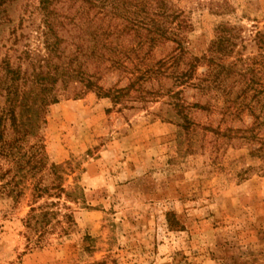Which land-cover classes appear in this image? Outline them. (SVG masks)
I'll return each instance as SVG.
<instances>
[{"label":"rangeland","instance_id":"1","mask_svg":"<svg viewBox=\"0 0 264 264\" xmlns=\"http://www.w3.org/2000/svg\"><path fill=\"white\" fill-rule=\"evenodd\" d=\"M131 1L116 5L128 24L121 17L93 24L120 30L111 37L113 58L124 64L138 45ZM163 1L165 37L136 52L148 65L177 58L178 66L146 84L162 88L161 96L141 101L131 90L113 103L104 93L127 86L130 74L94 59L83 68L101 89L75 96L80 84H56L39 136L47 167L62 166L63 186L76 189L73 224L35 245L24 226L28 182L17 197L0 195V264H264V44L255 40L264 35V0ZM37 3L0 8V38L14 29L20 49L41 48ZM79 3L54 9L72 16L84 8ZM60 26L66 53L93 44L79 34L89 26L84 17L66 21L67 32ZM227 35L229 47L215 52L213 42ZM185 62L196 64L188 82L204 90L176 80ZM211 70L212 82H202ZM255 117L263 125L255 127Z\"/></svg>","mask_w":264,"mask_h":264},{"label":"trees","instance_id":"2","mask_svg":"<svg viewBox=\"0 0 264 264\" xmlns=\"http://www.w3.org/2000/svg\"><path fill=\"white\" fill-rule=\"evenodd\" d=\"M118 1L38 0L37 9L42 15L43 23L38 34V37L42 39L41 48L33 50L23 45L20 49L17 42L22 36H18L14 29L8 37L0 38V53L4 50L3 55L0 56V195L17 197L22 194V187L28 182L31 202L24 226L31 236L35 235L33 241L35 245H40L44 235L50 231H57L58 236L67 232L73 224L71 205L78 203L79 200L75 188L66 189L62 184L64 168L60 165L47 167L39 136L44 123L45 110L57 99L56 84L60 82L67 89L73 88L77 83L80 84L81 89L74 91L75 96H81L95 88L101 89L91 76H86L83 68V65L94 59L98 66L110 62V68L127 70L130 74L127 86L113 88L104 93L113 103L119 102L121 98L130 97L131 90L140 91L138 98L141 101L147 99L153 101L161 96L162 88H147L146 84L160 80L162 76H165L168 67L175 68L179 65L175 57L171 58L170 63L163 60L158 61L156 65H148L145 58L139 57L136 53L138 50L140 52L145 44L153 47L159 38L165 37L166 30L162 25V19L166 15V5L163 0H136L133 5L137 19L129 24L130 31L138 39V45L132 51L134 58L125 55L127 64H133V68L128 69L127 64L113 58L119 52L113 45L111 37L119 34L120 30L118 31L116 27H108V29L100 26L93 27V24L100 19L112 20L120 17L128 24L127 17L125 18L117 11ZM124 1L126 4L132 2ZM11 2L12 0H0V8L6 7ZM58 2H69L72 6L80 2L79 4L84 5L86 9H78L72 16L70 13L58 15L54 9V5ZM90 11L94 12L93 15ZM2 12L6 13V10L2 9ZM82 17L86 19L89 26L85 30L78 29L79 34L87 36L89 40L86 41L93 44L86 47L82 44L74 45V51L66 53V47H62V39L58 36V27L61 25L60 28L63 31L66 21L73 22ZM255 40L258 44H264V35L257 32ZM230 41V35L218 37L213 42L212 49L215 52H222L229 47ZM81 58H84V62H80ZM180 58L184 61L183 56ZM183 64L187 68L185 72L180 73V76L177 75L176 80H181V84L204 90L200 84L188 82V77L196 64L193 62ZM208 73L207 78L202 81L207 84L212 82L214 70ZM262 94L264 97V93ZM225 96L231 99L232 93L226 92ZM244 96L243 92L241 97L244 98ZM253 98L258 99V95L255 94ZM172 106L184 108L178 103ZM255 120H257L255 127L263 125L258 122V117H255ZM249 132L252 133L253 129L251 128ZM258 150L264 151V142Z\"/></svg>","mask_w":264,"mask_h":264}]
</instances>
